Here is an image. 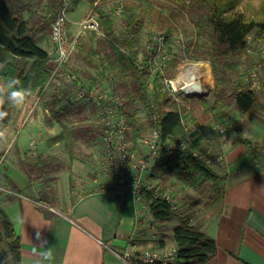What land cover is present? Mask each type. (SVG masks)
Listing matches in <instances>:
<instances>
[{"label": "crops", "instance_id": "crops-1", "mask_svg": "<svg viewBox=\"0 0 264 264\" xmlns=\"http://www.w3.org/2000/svg\"><path fill=\"white\" fill-rule=\"evenodd\" d=\"M33 3L34 0H14L10 5L13 9L24 6V16L29 18ZM48 43L49 35L41 46L46 50ZM46 51L52 73L58 64L57 54ZM32 63V59L5 52L0 44L2 83L17 80ZM91 66L81 67L85 72L90 71V75L99 76L91 71L90 68L95 67ZM58 75L61 80L62 72ZM87 78L81 74L83 84L93 85ZM51 81L49 89L44 91V86L42 90L28 94L27 97L37 99L36 110L34 107L27 109L28 105L21 110L28 118L37 115L44 127L33 122L28 125L4 124L7 142H0V167L7 171L11 181L9 187L0 185V205L21 237L22 264H33L42 251V241L52 247L53 258L46 264H124L118 253L127 249L128 238L136 228V207L127 195L110 188L111 179L102 172L99 154L92 150V141H88L94 131L91 126L102 127L95 121L94 105L89 101L62 102L66 94L59 98L55 90L58 78ZM208 86L213 88L212 84ZM53 108L63 114L50 128L46 126V117ZM14 109L12 112H16ZM259 110L254 114L255 118L251 113L239 111V114L234 112L232 116H224L221 121L226 120L231 129L227 135L218 131V139L211 138L216 135L208 129L206 134L196 124L186 125L190 136L200 137L199 149L208 150L210 156L216 149L220 150L218 154L224 155V162L209 165L222 178L208 181L195 176L188 180L203 181L198 190L190 195L179 194L183 206L185 199L191 198L193 203L188 212L192 213L193 222L201 224L216 240V255L207 264H264V115L258 114ZM9 116H12L11 112ZM77 117L81 118L77 120ZM63 125L83 128L71 151L66 150L63 141L52 142L63 130ZM207 139L215 142V150L206 147ZM242 139H248L253 146ZM81 146L84 151L80 150ZM145 149H141L142 154L147 151ZM144 213L147 222L137 233L136 246L158 249L173 246L172 227L179 223V218L173 217L161 224L150 209ZM37 233H40V239H37ZM166 234L170 236V242Z\"/></svg>", "mask_w": 264, "mask_h": 264}, {"label": "trees", "instance_id": "trees-1", "mask_svg": "<svg viewBox=\"0 0 264 264\" xmlns=\"http://www.w3.org/2000/svg\"><path fill=\"white\" fill-rule=\"evenodd\" d=\"M86 1L91 5L90 13H97L98 21V29L87 28V31L92 37L101 34L97 43L103 47V51H93V54L98 56L100 75L87 74L82 69L73 67L69 61L65 62L63 67L80 80L81 74H84L92 84L99 79L106 81L108 87H114L126 98L124 113L132 130L129 135L132 151H137L143 139L138 96L143 99L151 116V127L158 130L162 143L167 144L188 132L183 120L184 107L181 99L178 101L163 87V79L166 77L163 70L158 69L151 78L152 60L160 45L156 47L158 44L152 40L149 45L143 44V29L146 28L150 35H153L155 29L161 31L166 48L171 45L173 35L179 30L178 15H187L194 25L196 35V53H190L193 59L204 49L212 57L217 55L223 60L225 55L236 56L245 50L252 35L258 41L264 40V0H261L258 6H251L248 0ZM112 1L115 2L114 10H118L125 26L121 34L118 33L114 10L107 8ZM10 2L11 0H0V44L7 53L33 60L29 70L22 71L17 79V87L28 89V94L31 95L42 90L51 80L49 54L41 44L48 40V30L55 13L65 0H46L44 11H35L29 18L24 16V6L13 9ZM133 3L141 9L151 11L152 17L147 20L142 10L134 7ZM186 51L190 52L191 48L187 47ZM140 52H143L144 59H140ZM223 66L224 69L239 70L237 61L225 60ZM258 67L259 65H256L246 76L242 75L232 91H227L218 83L214 89L216 103H225L226 99H230L241 113L255 114L258 106L264 110V65L262 76L258 78L260 92L253 86L254 80L259 76ZM1 83L0 77V85ZM3 107L9 113L14 105L5 103ZM61 114L63 113L60 110L53 108L51 114L46 117V126L53 127L54 121L59 120ZM99 129L103 134V127ZM80 130L83 128L63 125V130L52 142L63 141L66 150L71 151ZM200 140V137H192L190 144L185 148L162 154L151 164V177L164 179L176 175L185 181L195 176H201L208 181L222 178L204 158L194 155L201 145ZM242 141L250 147L253 146L248 139ZM0 185H11L9 174L1 167ZM142 198L149 205L154 218L161 224L173 217L179 218V223L172 227L177 257L171 264H207L216 255V240L206 233L201 224L193 222L192 213L172 210L166 200L155 197L152 191L143 190ZM163 228L166 229V226ZM5 256L8 257L7 264H22L21 237L13 221L0 205V260Z\"/></svg>", "mask_w": 264, "mask_h": 264}, {"label": "rangeland", "instance_id": "rangeland-1", "mask_svg": "<svg viewBox=\"0 0 264 264\" xmlns=\"http://www.w3.org/2000/svg\"><path fill=\"white\" fill-rule=\"evenodd\" d=\"M14 0H11L10 4H13ZM261 0H248V4L251 6H258L260 4ZM46 4V0H34V3L31 4L32 10L28 12L29 17L31 14L35 11L43 12L44 7ZM134 7H137L138 5L136 3H133ZM108 9L114 10L115 8V2L112 1L107 5ZM138 9L142 10V12L145 14V17L147 20H149L152 17L151 11H147L144 8L141 9L137 7ZM91 11V5L86 0H70V11H69V18H68V38L71 42L72 51H70L67 58L62 62L61 64V72L62 76L65 77V74L67 71L64 70V63L69 61L70 64L75 67L84 70L81 66L87 65V66H95L90 68L91 71H93L95 74L100 75V65L98 56L96 54H93L94 50H101L103 51V47H101L97 41L101 34H98L96 37H92L89 32L87 31V28L83 27L84 22L89 17ZM115 20L118 28V33H123L124 31V23L120 17V14L114 10ZM177 23L179 26V30L173 35L172 42L170 46H167L164 48V51L160 52L154 60H152V72H151V78L154 77V74L157 72L158 69H162L165 76L168 78H172L173 80H176L187 67L190 66V64H198L199 66L203 67L201 72L204 74V71L206 70V65L209 64L211 67V74L212 77L210 79H207L205 75H203L202 84L205 88H207V91L203 94H190L186 91L179 92V99L182 101L183 105V120L186 123V125H189L190 123L196 124V126H199L204 133H206V130H209V133H215L216 136L211 135L212 137L217 138V132L219 131L218 125L220 124L222 118L224 116H227L231 113L239 114L238 110L234 107L232 101L230 99H226L225 103H216L215 100V93L214 89L219 83L221 87H224L227 91H232V89L235 87L236 83L240 79L242 75H247L250 71H252L256 65H259L258 67V77L262 76L263 71V65H264V40L258 41L254 38L252 35L250 37V42L248 47L243 50L241 53H239L236 56L232 55H225L223 60L222 58L218 57L217 55L215 57H212L209 53H207L204 49L196 54V58H191V54H195L194 47L196 46V35H195V29L193 23L190 21L189 17L187 15H178L177 17ZM163 38L162 32L158 29H155L153 32V35H150L148 30L145 28L142 32V41L143 44H148L152 40L153 43L158 44L156 47L160 45V39ZM158 43H157V42ZM190 47L191 51L187 52L186 48ZM46 50H49L52 52V55L56 54L59 56V53H57V46L53 45L50 41L48 45L46 46ZM193 50V51H192ZM57 57V56H56ZM140 59H144L143 52H140L139 55ZM92 58V61H91ZM237 61L239 63V70L233 71L231 69H224L223 61ZM215 67V68H214ZM97 68V69H96ZM87 69V67H85ZM85 71V70H84ZM87 71L86 73L89 74ZM64 73V74H63ZM256 73V72H254ZM52 76V75H51ZM86 77V76H85ZM246 78V77H245ZM52 79V77H51ZM88 79V78H87ZM246 80V79H245ZM52 81L50 80L45 84V90L49 89L51 87ZM53 83V82H52ZM5 83H1V85H4ZM212 84L213 88H210L208 85ZM56 92L58 94V90H61L64 86L55 84ZM106 81H104V87H106ZM163 87L165 90L168 91L166 85L163 83ZM257 91L260 92V86L257 87ZM64 94H66L64 92ZM185 97L183 100L182 98ZM261 97V96H260ZM37 99L27 97L26 102L19 106H14L13 109L16 112H12V116H9L5 119L4 124H16V125H28L29 123L33 122V124L40 126L41 128L44 127L43 121L38 119V116L35 115V117H26V115H22L21 110L24 108L32 109V107L37 108L36 102ZM137 104L141 108V112L139 115L140 118V124L143 130V139L140 142V147L138 148L139 153H141V149H148V145L145 142V139L151 134L152 127L150 124L151 116L149 114L148 109L145 106V103L143 99L138 96L137 98ZM24 105V106H23ZM31 105V106H29ZM18 108V109H17ZM258 109H261V106L257 107ZM261 110L258 111V114L264 115V112ZM34 114V112H33ZM251 115L255 118L254 113H251ZM33 116V115H32ZM232 116V114L230 115ZM77 117L76 119L79 120ZM58 120V119H57ZM56 120V121H57ZM73 119H67L68 122L72 123L74 122ZM66 121V122H67ZM227 129L225 132L219 133L221 135H227L228 130L231 129V127L228 125L227 122ZM91 128H94L93 132L90 134L91 138H89L88 141H92L93 146L92 150L97 151L99 155L98 158L104 161L106 160V148L105 143L102 137V131H100L99 128H95V126H91ZM132 131V130H131ZM130 131V133H131ZM48 133V132H47ZM208 134V133H206ZM234 135H236L233 132ZM42 135L44 137L47 136V134L43 133ZM193 135H191L192 137ZM87 138V137H86ZM210 139V135H209ZM209 139L206 140V147L211 146L216 149L215 142H211ZM218 139V138H217ZM216 139V140H217ZM215 140V139H214ZM145 149V150H146ZM81 151H84L85 149L83 146H81ZM204 151V154L207 156H210L207 154L208 150L202 149ZM220 150L214 151L212 155H217ZM99 159V161H100ZM214 166L217 165V163L213 164ZM155 181H158L160 184H162L165 188L170 189L174 194H181V195H190L192 191L198 190L197 187H199V183L201 185L203 184V181L198 180H182L176 175H173L171 178H164L161 180H158L155 178ZM185 181V182H184ZM188 189V190H187ZM182 203V202H181ZM191 198L188 200L185 199L184 206L181 205V213L188 212L190 210V205L192 204ZM176 220V219H173ZM167 235V241L170 242V236Z\"/></svg>", "mask_w": 264, "mask_h": 264}, {"label": "built area", "instance_id": "built-area-1", "mask_svg": "<svg viewBox=\"0 0 264 264\" xmlns=\"http://www.w3.org/2000/svg\"><path fill=\"white\" fill-rule=\"evenodd\" d=\"M70 11V1L65 0L62 6L58 8L48 30L49 41L57 46L56 57L57 65L52 69V78H58V84L63 85V91L58 92L59 98H63L64 90L68 91L62 102L75 104L80 101H89L94 105L96 119L95 121L103 127V140L106 148V160H101L100 168L102 172L111 179V189L118 193L127 195L136 207V228L128 238V247L118 255L124 264H171L175 262L177 257V247L175 245L164 249H158L154 246L138 247L137 233L140 228L147 222L144 213L149 205L143 200V190L152 191L154 196L166 200L172 210L180 211L182 201L179 195L174 194L170 189L165 188L154 178L150 177L151 164L157 160L162 154L172 153L174 150H180L190 144L192 137L186 134L183 137L172 139L169 143L161 142L160 133L153 128L151 134L145 139L148 149L145 153L132 151V142L129 139L131 127L127 122L124 106L126 98L121 95L112 86L104 87V81L97 80L93 85L83 84L82 81L73 73L67 72L61 80L58 77L61 71V64L72 51L71 42L68 38V14ZM60 22H57V20ZM84 28L98 29L97 13H90L89 17L83 24ZM158 55L164 51V38L160 39ZM56 53V50H55ZM155 55V57H156ZM198 64H190L189 67L176 79L179 80L185 74L195 70H201ZM64 74V73H63ZM256 74L254 73V76ZM200 83L202 88L198 91L189 92L183 85H175L172 78L164 77L163 83L168 91L179 101V92L186 91L190 94H203L207 88ZM254 87L259 86V80L253 82ZM227 122L223 120L218 125L221 133L227 129ZM34 143V140L32 141ZM194 155L204 158L208 165L224 162V155L217 154L207 156L201 149L195 150ZM99 176V175H98ZM96 176L95 180H97ZM136 246V247H135Z\"/></svg>", "mask_w": 264, "mask_h": 264}, {"label": "clouds", "instance_id": "clouds-1", "mask_svg": "<svg viewBox=\"0 0 264 264\" xmlns=\"http://www.w3.org/2000/svg\"><path fill=\"white\" fill-rule=\"evenodd\" d=\"M57 22H60L59 18ZM2 67V65H0ZM18 81L13 79L6 82L4 85H0V142H7L6 126L4 125L5 119L8 117V112L4 109L3 105L9 103L14 106L22 105L26 102L29 90L17 87ZM11 147V145H9ZM40 233H37V239H40ZM47 242L42 241L40 247L42 251L35 257L33 264H46L53 258L52 247L46 246ZM8 257L0 260V264H7Z\"/></svg>", "mask_w": 264, "mask_h": 264}, {"label": "bare ground", "instance_id": "bare-ground-1", "mask_svg": "<svg viewBox=\"0 0 264 264\" xmlns=\"http://www.w3.org/2000/svg\"><path fill=\"white\" fill-rule=\"evenodd\" d=\"M206 70L204 71V74L201 72V70H195L192 72H189L188 74H185L182 76L179 80H175L174 83L177 86L183 85V87L189 91H198L199 89L202 88L201 83H200V77L205 75L207 79H210L212 77L211 74V67L209 64L206 65Z\"/></svg>", "mask_w": 264, "mask_h": 264}]
</instances>
